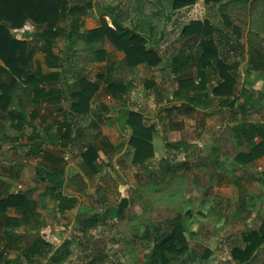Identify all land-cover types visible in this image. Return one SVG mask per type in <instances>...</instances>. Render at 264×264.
I'll use <instances>...</instances> for the list:
<instances>
[{"label":"crops","instance_id":"0c3cea01","mask_svg":"<svg viewBox=\"0 0 264 264\" xmlns=\"http://www.w3.org/2000/svg\"><path fill=\"white\" fill-rule=\"evenodd\" d=\"M141 1L152 5L165 3V0H85L82 4L85 14L80 16L79 21L70 22L71 18L59 24L63 30L52 42L49 53L42 50L43 43L38 40V33L43 28H38L31 21H26L22 27L11 28L29 29L22 32L18 40L25 39L33 46L35 51L32 71L36 73V78L43 77L44 81L41 95L33 98V102L21 92L18 99H13L9 109L19 114L18 119L5 118L0 122L1 191L12 193L18 185H22L23 191L31 192V198L37 203V211L43 222L48 211L42 209V202H47L52 207L50 212L57 219L61 216H73L77 208L82 207L83 199L92 195L89 192L91 183L96 187L100 184V181L97 183V178L108 173L107 166L103 165L107 163V157L117 162L113 165L117 172H121L123 166L128 164L132 170L141 168L144 172H154L151 160L159 158L154 150L152 158L144 163H132L134 149L128 144L131 135L127 124L128 113H139L143 117L144 127L154 128L151 138L154 149L153 142L159 126L155 123L154 114L149 115L148 111L174 105L186 118L193 111H198L197 124L191 119L185 118L182 123L173 119L178 122V126L169 130L168 134L164 133V141L176 148L183 140L187 142V146L192 144L193 139L198 142V153L192 155L189 152L185 156L198 158V175L200 180L204 179L198 184V190L203 194L209 190V197L201 199L206 200L205 211L214 213L213 207L221 206L222 202L224 206L229 204L234 207L231 218L226 222H221L222 216H211L213 227L216 222H221L215 226L217 229L229 224L227 227L232 231V237L237 235L239 229L241 235L258 231L264 226V98L255 99L253 95L254 91L264 92V71L251 70L248 74H241L238 86L241 97L237 98L234 91V97L230 101L215 97L212 91H207L208 85L212 84L213 90L214 85L219 83L218 80H213L211 71L208 72L203 88L196 78L189 92L195 100L190 110L182 102H175L174 93L178 88L176 74L172 69L166 68L169 60L156 51L158 48L154 49L161 57L157 66L139 64L129 68L124 64V53L116 50L107 39L87 45L80 36H73L70 40L74 43L73 48L68 47L69 35L74 32L82 35L102 26L114 29L115 25H120L131 30L140 29L148 32V38H153L154 25L135 21L129 27L124 20H129L125 13L131 15L142 5ZM87 2H90V6H86ZM71 5L72 3L69 4ZM165 8L167 7L164 5L160 6L159 11H167L166 21H169L170 10ZM123 15L127 18L120 20ZM101 17H107L106 25ZM171 22L172 25L175 24L176 19ZM11 29L9 32L13 35ZM166 36L167 33L161 42L155 39L151 46L162 48L161 44ZM148 38L145 39L146 43L150 41ZM100 47H104V50H97ZM166 49L162 48V51ZM140 78H145L142 81L143 87L137 88L136 82ZM111 83L117 85L114 95L108 88ZM19 85L22 87V84ZM243 88L246 89L244 94L241 92ZM28 96L33 97L32 93H28ZM234 98L236 100L232 101ZM205 101L207 104L203 103ZM191 136L195 138L191 139ZM88 146L96 148L98 155L92 164L95 174L90 164L82 158V153ZM128 156L130 159L123 164L122 160H126ZM165 157L166 155H161L160 158ZM12 173L15 174L14 177ZM204 174H210L211 178H206ZM75 176H80L81 182H84V194L72 190L74 185L70 180ZM63 177L67 183L66 187L62 186L63 197L52 200V195L54 197L58 191L56 183L59 185ZM243 246L244 243L231 249H242ZM261 251H264V244L255 252V259Z\"/></svg>","mask_w":264,"mask_h":264},{"label":"rangeland","instance_id":"374dc122","mask_svg":"<svg viewBox=\"0 0 264 264\" xmlns=\"http://www.w3.org/2000/svg\"><path fill=\"white\" fill-rule=\"evenodd\" d=\"M173 1L165 0L164 4L153 5L141 1L142 5L131 15L123 12L129 20L124 19L127 18L124 17L125 15L120 20L127 21L126 24L129 27L133 26L135 21L154 25L153 29L155 30L153 33L151 32L153 38H148L147 31L131 30L127 27H123V29L140 35L144 40L148 38L149 42L146 43L145 40L146 49L154 52V49L158 48L159 50L156 51L169 60L166 68L170 70L172 68L169 67L174 66L172 60L177 56L183 43L188 40L181 33L182 28L191 21H208L212 28L222 31L223 35L231 39L235 45L244 46V52L231 60V62H236L235 69L231 72L237 83L236 90H234L235 96L240 98L238 86L242 79L241 74H248L251 71L247 68L245 52L247 50L245 37L248 32L246 11L254 0H216L209 2L196 0L193 4L185 6V8L182 7L183 9H174ZM163 5L167 7L165 10H170L168 13V15L170 14L169 21H166L167 11H159L160 6ZM254 7L260 12L253 14L252 24L261 25L264 18L261 16L264 13V0L255 2ZM223 13L230 17L229 24H226ZM237 15L239 16L236 17ZM101 19L104 25L106 22L108 23L107 17H101ZM173 19H176V23L172 25ZM234 29L237 32H234ZM252 32H256L255 29ZM166 33L167 36L161 47L168 49L162 51V48L151 46L155 39H159L161 42ZM19 37L21 38V35ZM255 41L264 47V34L256 36ZM169 43L170 45H168ZM97 50H104V47ZM157 52L155 53L157 54ZM195 52L199 54L200 48L198 46H194L193 54ZM191 54L192 51L184 52L181 60ZM232 56L231 52L227 54L229 58ZM210 71L213 73L214 81H222L216 69L213 68ZM144 79L140 78L135 87H143L142 81ZM212 86V84L208 85V92L212 91ZM242 90L241 92L244 94L246 89L243 88ZM254 92L255 99L264 98V92ZM248 100L253 101L254 99ZM203 103L207 104L206 101ZM178 109L177 106L174 108L173 105L154 108L153 112L148 111L149 115L154 114L155 123L159 126V131L155 134L153 150L159 155V158L161 155L167 157L151 160L150 165H154L151 166L154 172L152 170H149L151 171L149 173L144 172L141 168L132 170L129 164L128 166L124 165L121 172H117L113 168L117 162H113L112 158L107 157V163L103 165L107 166L108 173L102 175L100 179L96 176L97 183L100 181V184L95 187L91 183L89 192L92 195L83 199L82 207H78L73 216H61L57 219L50 212L52 207H49L47 202L41 203L42 209L48 211L47 218H44L45 227L39 233L40 237L50 244L46 249V256L38 257L33 254L31 262H28L24 257L25 245H21V249L18 251H3L0 247V264H9L16 260L17 264H149L154 245L155 229L170 230L173 225L169 221L175 219L176 216H179L182 221L183 234L188 241L190 250L187 254L174 258L170 264H237L232 262L229 252L233 246L242 245L241 229L237 231L235 237H232V231L227 227L229 224H226L225 228L217 229L215 227L231 218L234 207L229 204L224 206L222 202L220 203L221 206L215 205L213 207L214 213L205 211L204 203L206 200L201 199L202 197L206 199L209 197V190H206L204 194L198 190V184L204 180H200V175H198V158L185 156L189 152L192 155L198 153V142L193 139L194 136H191L193 142L190 146H187V142L183 140L176 148L173 144H167L164 141L166 140L165 134L169 133L168 122L174 119L182 123L186 118ZM186 119H191L195 123L198 119V111H193ZM189 125L192 127V124ZM127 159L130 157L122 160L123 164ZM170 161L173 163L171 164ZM205 177L211 178V175L206 174ZM122 197L128 199V204L126 203L121 215L118 216L116 213ZM56 199V195L54 197L52 195V200ZM71 201L69 203H72ZM212 201L216 202V200ZM8 213L10 215L15 214L12 209ZM211 216L216 218L222 216L223 219L220 223L216 222L213 227L214 221L213 218H210ZM89 218L96 219L97 226L81 227L80 221ZM15 231L20 233L22 228H17ZM250 264H264V251H261Z\"/></svg>","mask_w":264,"mask_h":264},{"label":"trees","instance_id":"16d2710c","mask_svg":"<svg viewBox=\"0 0 264 264\" xmlns=\"http://www.w3.org/2000/svg\"><path fill=\"white\" fill-rule=\"evenodd\" d=\"M195 1L174 0L172 6L174 9H179L191 5ZM257 1H252L246 11L248 32L245 37L247 48L245 52L247 68L262 72L264 71V47H261L255 38L260 33H264V18L261 25L252 24L253 14H258L254 9ZM84 2L85 0H0V122L5 118L18 119L19 114L9 109L13 99H18L21 92L24 97L31 98V102H33V98L41 95V86L44 81L43 77L36 78V73L32 71V57L35 51L33 46H30L25 40L14 38L9 30L22 27L26 21L35 23L38 28H43L38 33V40L43 43L42 50L49 53L52 42L63 30L59 24L71 18L70 22L79 21L80 16L85 14V11L82 10ZM71 3L72 5L69 6ZM85 4L90 6V2ZM223 16L226 19V24H229L230 17L226 13H223ZM261 16L264 17V13ZM253 29L256 32L253 33ZM233 31L237 32L236 29ZM181 33L188 40L183 43L177 56L172 60L174 64L172 72L176 74L175 80L178 83V88L174 93L175 102H182L183 106H188V109L191 110L195 100L189 95V92L194 86V80L198 78V84L203 88L208 79V72L213 68L216 69L222 80L213 87V95L230 101L234 97L233 92L237 87L235 77L231 73L235 69L236 62H231V60L244 52V46L235 45L231 39L223 35L222 31L212 28L208 21H191L182 28ZM73 36H80L87 45L107 39L117 50L124 53V64L129 68L139 64L154 67L161 61L155 52L146 49L145 40L140 35L124 30L120 25H115L114 29L102 26L82 35H76L74 32L69 35L67 42L70 49L74 45L72 41L70 42ZM194 46L200 48L199 54L196 52L193 54ZM186 50L192 51V54L181 60L182 54L187 52ZM229 52L233 54L232 58L227 57ZM19 84H22V87H19ZM116 86L115 83H111L108 87L113 95L117 91ZM28 93H32L33 97L28 96ZM235 100L236 98L232 101ZM128 114L127 124L131 129L128 144L134 149L132 163L142 164L153 156L151 138L154 128L152 126L144 127L143 117L139 113L129 111ZM168 126L169 130H173L177 128L178 122L169 121ZM95 149L93 146H88L82 153V158L90 164L94 174L96 171L92 164L98 156ZM14 176L15 174L12 173V177ZM70 181L74 185L72 188L74 192L85 193L86 188L84 182H81L80 176H75ZM56 185L58 186L56 197L61 198L63 197L62 186H67L65 177L60 180L59 185L58 183ZM126 203L127 199L120 200V207L116 215H121ZM37 207V203L31 198V192L28 190L12 194L2 192L0 189V247L3 251H18L21 249V245H25L24 257L28 262H31L33 254L38 257L46 256V249L50 246L39 235L45 224L41 220ZM11 209L15 214L8 213ZM169 223L173 225L170 230L155 229L149 264H170L174 258L183 256L190 250L188 241L183 234L184 226L181 224L180 217L176 216ZM80 224L83 228L96 227L97 220L94 218L82 219ZM17 228H22V231L17 233L15 231ZM241 241L244 243L243 248L235 247L231 251V258L239 264H250L255 259V252L264 244V226H261L258 231L242 234ZM9 264H17V260Z\"/></svg>","mask_w":264,"mask_h":264},{"label":"built area","instance_id":"2783aa9c","mask_svg":"<svg viewBox=\"0 0 264 264\" xmlns=\"http://www.w3.org/2000/svg\"><path fill=\"white\" fill-rule=\"evenodd\" d=\"M11 31L13 32L14 38L20 39L19 36L21 35V33L29 31V29L27 27H25V28H22L20 30L11 29ZM21 191H23V186L22 185H18L15 189H13L12 193L16 194V193L21 192Z\"/></svg>","mask_w":264,"mask_h":264}]
</instances>
